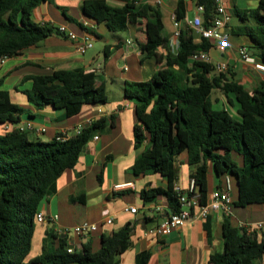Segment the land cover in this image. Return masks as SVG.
<instances>
[{"label": "trees", "instance_id": "trees-1", "mask_svg": "<svg viewBox=\"0 0 264 264\" xmlns=\"http://www.w3.org/2000/svg\"><path fill=\"white\" fill-rule=\"evenodd\" d=\"M46 1L0 0V58L20 56L47 37L65 35L48 23L33 21L34 10ZM122 1L123 6L115 7L106 0H86L82 12L85 19L114 33L124 32L130 21L146 19L149 31L151 26L154 29L151 45L167 51L165 69L148 81L135 84L137 89H125L126 98L136 100L135 147L145 145L131 170L135 175L160 173L168 178L166 189L141 191L144 203L165 196L169 211L181 210L174 186V165L176 158L186 151L200 205L208 199L211 165L219 179L236 180L238 196L234 205L264 206V81L249 91L234 79L231 71L218 73L212 64L191 62L193 54L207 52L213 45L203 38L196 42L197 35L186 21L184 0L178 2L175 10L176 21L181 23L175 51L165 35L158 8L140 0ZM196 5L203 8V26L209 27L216 15L217 0H196ZM234 12L242 25L232 28L231 34L248 37L258 60L264 64V0L255 9ZM104 55L105 59L110 57L108 46ZM30 79L32 87L24 91L29 101L39 107L64 110L66 119L78 115L85 105L108 102L106 87L95 72L81 68L56 70ZM215 91L222 92L232 106L236 103L239 119H234L227 109H214V102H218L213 98ZM24 113L13 103L9 92L0 89V125H17ZM115 119L112 115L93 121L80 134L66 140L44 142L17 128L0 134V264L120 263V257L132 245L130 225L102 234L98 251L88 241L82 244V251L73 248L69 252V234L47 230L41 254L29 257L41 202L56 193L61 175L76 166L95 135L114 127ZM193 194L188 193L189 197ZM205 226L210 233L208 222ZM222 234L223 250L210 256V264H263L264 240L259 241L256 234L248 233L245 227H234L228 217H224ZM150 257V252H141L136 256V264H148Z\"/></svg>", "mask_w": 264, "mask_h": 264}, {"label": "crops", "instance_id": "crops-1", "mask_svg": "<svg viewBox=\"0 0 264 264\" xmlns=\"http://www.w3.org/2000/svg\"><path fill=\"white\" fill-rule=\"evenodd\" d=\"M84 1L86 0H47L34 10L32 19L36 23H48L55 28L63 26L67 32L71 31L79 38L86 32L83 24L87 22L93 27L90 29L92 48L81 53L77 44L66 35L54 34L26 49L20 56L8 58L0 68V89L8 91L13 103L25 110L21 122L9 125L10 128L31 123L37 129H46L42 134L29 132L32 139L50 142L60 134L73 137L78 126L89 120L109 119L112 115L116 117L114 127L95 135L99 138H93L83 149L76 166L61 175L56 193L49 200L41 202L39 212L47 221L36 223L29 257L34 258L41 254L47 230L62 234V231L85 222L96 224L98 231L85 237L69 234L72 249L78 252L82 251V244L88 241L98 251L102 234L127 225L133 228L132 245L120 257L119 264H136V256L145 251L151 254L148 264H210V256L223 250L224 217H228L234 227H245L248 233L256 234L259 241L264 240V206L249 208L234 205L238 196L235 179H232L233 204L229 214L219 212L211 214L204 221L196 219L175 229L161 240L146 236L148 229L166 219L169 203L165 196H158L155 202L145 204L140 193L149 188L166 189L168 178L160 173L135 175L131 170L137 157L145 150V145L135 147L134 127L138 122L136 100L126 98L125 89H137L135 84L144 83L165 69L167 51L151 45L154 29L151 26L149 31L148 20L136 19L128 23L124 32H110L104 25H96L85 19L82 12ZM106 1L115 7L124 5L122 0ZM179 1L140 0L143 4L159 9L165 35L170 38L171 43L175 29L173 18ZM184 1L186 21L190 22L200 13L196 0ZM259 2L260 0H221L230 17L226 28V32L230 34L229 47L222 50L214 45L208 51L213 64H227V72L231 71L234 79L249 91L256 89L264 81V71L257 70L240 59L238 49L243 47L256 62H260L250 39L246 36H233L231 29L242 25L235 15V9H255ZM196 42H201L199 36L196 37ZM132 44L137 45L136 50H128ZM106 46L109 47L108 59L104 55ZM79 68L98 75L99 82L104 83L107 90L106 104L85 105L78 115L66 119L64 110L51 106L39 107L24 94V91L32 87L31 77L50 75L56 70ZM227 103L228 101H222L224 109H227ZM233 106L237 110L236 103ZM6 126L0 125V134L6 131ZM234 159L241 163L238 157L235 156ZM174 172L175 188L179 187L187 192L191 167L186 151L176 158ZM225 179H219L209 165L208 194L218 186H223ZM127 183H132V187L115 188ZM131 207L136 209L135 214L127 210ZM141 215L144 217L141 218ZM55 217L57 219L52 221ZM108 219L113 220L112 224H106ZM206 222L209 224L210 233L206 229Z\"/></svg>", "mask_w": 264, "mask_h": 264}, {"label": "built area", "instance_id": "built-area-1", "mask_svg": "<svg viewBox=\"0 0 264 264\" xmlns=\"http://www.w3.org/2000/svg\"><path fill=\"white\" fill-rule=\"evenodd\" d=\"M197 9L199 13L203 11L202 7H198ZM230 17L227 14L224 6L221 3V0H217V6H216V15L211 21V25L209 27H204L202 22L201 15L196 16L192 21L187 23L192 27V29L195 31L196 35L200 38L208 40L213 46L218 45L222 50L229 47V39L230 34L226 32L227 25L229 23ZM173 25H174V32L172 36V49L175 51L177 50L179 46V34H180V26L181 23L176 21V18L174 16L173 18ZM86 32L84 33L83 37H78L73 32H67L63 26L59 27V31L64 33L70 40L74 41L77 44V49L81 53H85L87 49L92 48L93 42H92V34L90 32V29L93 28L87 22L83 24ZM130 44V43H129ZM238 55L242 61H244L246 64H249L256 68L257 70L264 71V64L260 62H256L255 58L248 52L246 48H239L238 49ZM8 58L2 57L0 58V68L1 66L6 62ZM191 62H201V63H209L215 66L216 72H226L228 71V65L225 63L221 64H213L212 58L209 55V52L207 51H198L195 54L191 56ZM93 121L89 120L84 125H79L76 134L78 135L81 133V131L89 126ZM20 131H27V132H36L38 134H42L46 131L45 128H35L34 125L31 123H27L26 125H20L19 127H16ZM11 129L10 126H6V131ZM57 140H66L70 137H68L66 134H60L57 137ZM95 140H97L99 137L95 136ZM225 182L223 186L214 189L211 193L208 194V199L205 205L199 204V194L196 188L195 180H190L189 189L186 193H183L182 190L179 187H176L175 190L177 193H179V199L180 203L182 204L181 210L179 212H168V216L166 219L154 226L153 228H150L146 231V236L152 237L155 239H164L168 237L175 229L181 228L185 226L186 224L196 220H206L207 217L211 214L223 212L225 214H229L231 211V206L233 204V200L231 198V192L233 190L232 185V179L230 177H225ZM132 183H127L123 185H118L115 188L116 189H124V188H130L132 187ZM188 193H194L193 195H188ZM131 213L135 214L137 211L135 208L131 207L129 209ZM159 210H161L159 208ZM158 210V211H159ZM57 219V217L53 218V220ZM37 223H45L47 221L46 217L42 213H38L36 216ZM113 220L108 219L106 221V224L110 225L112 224ZM98 231V226L96 224L91 223H81L79 225H76L72 229H66L62 231L63 233L67 234H73L78 237H85L92 235L93 233ZM68 251L71 252L72 248H68Z\"/></svg>", "mask_w": 264, "mask_h": 264}, {"label": "rangeland", "instance_id": "rangeland-1", "mask_svg": "<svg viewBox=\"0 0 264 264\" xmlns=\"http://www.w3.org/2000/svg\"><path fill=\"white\" fill-rule=\"evenodd\" d=\"M97 43V41L95 42ZM214 100L218 101V102H214V109L215 110H219V109H223L222 106V101L224 100V102L226 101V98L223 96L222 92L220 91H215L214 95H213ZM227 105V110L229 111L230 115L234 118V119H239V115L237 113V110L234 108V106H232L229 102L226 104Z\"/></svg>", "mask_w": 264, "mask_h": 264}, {"label": "water", "instance_id": "water-1", "mask_svg": "<svg viewBox=\"0 0 264 264\" xmlns=\"http://www.w3.org/2000/svg\"><path fill=\"white\" fill-rule=\"evenodd\" d=\"M137 49V45L136 44H132L131 46L128 47V50H136ZM141 218H143L144 216L141 215ZM244 231H241V234H243ZM253 238L255 239V236H253ZM85 241V240H84ZM73 246H70V248H72ZM263 264H264V257H263Z\"/></svg>", "mask_w": 264, "mask_h": 264}]
</instances>
